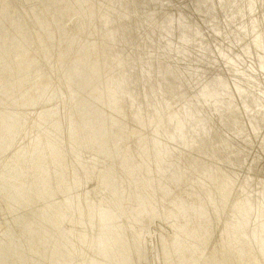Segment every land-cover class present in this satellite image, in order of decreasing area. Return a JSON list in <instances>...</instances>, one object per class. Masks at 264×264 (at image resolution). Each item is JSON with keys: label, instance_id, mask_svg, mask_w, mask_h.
<instances>
[{"label": "bare ground", "instance_id": "obj_1", "mask_svg": "<svg viewBox=\"0 0 264 264\" xmlns=\"http://www.w3.org/2000/svg\"><path fill=\"white\" fill-rule=\"evenodd\" d=\"M40 1L47 9V13L42 11L44 9L42 6L40 9L32 7L38 20L34 21L28 17L30 21L28 29L31 34L24 35L27 27L17 29L9 24H13L14 20L19 18L18 13H26L28 6L23 4L27 5L25 0H0V70L6 69L20 75L21 72L14 70L13 64L14 58L16 61L20 60L19 65H23L25 71L22 68L21 70L24 73L29 72L30 75L23 73L11 83L24 87L23 92H27L28 97H38L36 98L38 101L27 99L25 109L18 110L20 124L19 128L13 131L9 129L5 113L11 111L17 101L7 105L0 99V264H159L161 255L164 259L160 264H172L171 245L166 242L167 238L161 233V238L157 240V235H153L156 230L150 228V225L157 223V210L160 215L162 211L173 210L169 223L172 224L171 226L174 225L172 218H175L177 213L170 206L176 207V194L179 195L177 201L182 203L179 204L181 209L189 212L187 215L189 229L181 233L177 230L174 233V236L180 235L178 240L181 245L177 248L172 247L171 251H175L174 255L178 253L181 256L178 258L179 264H264V242H255L247 234L248 231H256L255 226L252 225L253 217L246 223L248 217L255 215L254 210L249 211V201H252L253 195L251 184L264 188V47H262V40L253 38L256 39V44H261L258 45V51L251 53L247 49L244 52L245 57L237 60L243 68L239 69L236 75L239 78L236 97L233 98L230 94L218 98L217 103H214L215 113L219 114L220 118L226 110L232 111L231 118L227 117L225 134L238 140L236 143L238 148L227 147L231 150L230 154L236 157L237 165L228 164L226 160H220L219 157L208 158L207 155H205L207 157L199 155L201 153L195 149L199 144L195 139L188 143L181 142L183 144L180 146L174 143L169 144L172 141L167 142L166 136L169 139L173 133L165 135L159 131L156 115V117L147 115L143 118L137 115L141 100L135 92L139 89L128 75L134 76L139 68L128 70L126 66L111 72L110 78L113 83L117 80L122 84L120 93L123 96L118 105L120 113L114 115L115 109L111 106H105L102 110L104 112L106 109L111 110L108 129L112 132L113 141L124 145L125 153L121 150V152L116 151V154L123 153L131 158L128 161L125 158L126 163L125 165L121 163L120 170L131 168L128 165H134L136 171L127 170L131 176L139 178L135 183H140L147 189L157 187V207H152L149 211L151 213L147 215L148 211L145 208L136 207L132 201L124 199L123 207L128 208L124 210L126 215H122V219L120 217L111 219V223L102 225L103 222L101 223L99 216L104 221L105 215L94 213L98 209L97 201H100L99 207H103L104 210L107 203L118 208L116 193H119V189L114 187V184H110L108 176H102L107 180V185L101 184L103 171L99 172L98 163L96 165L92 163V155L86 151L84 157L90 163H82L80 172L73 168L74 171L69 179H60V182L65 183L64 190H46L49 193L42 194L43 189L46 188L41 185L45 183L46 177L40 171L44 169V166L48 168L49 164L44 155L31 146H34L35 141L41 137L48 140L51 136L50 140L55 146L54 153L58 151L59 157L62 155L72 162L75 152L78 155L83 154L79 151L80 148H77L82 145V143L77 144L80 130L64 125L65 121L72 119V106L69 105V101L58 103L49 94L63 84V82L58 83L57 79L60 80L66 67L69 68L72 62L80 57L81 52L77 49L79 41H82V46L91 44L93 40L91 33L97 32L99 24L104 26V20L109 17V14L105 12L108 7L114 10V3L106 2L108 7L99 10L101 0H36V4L39 5ZM224 1L229 2V10L232 15L234 14L235 30L239 34L251 28L244 18L250 16L253 25L264 18V0ZM96 18L99 20L98 25L95 23ZM230 20L232 22V19ZM115 27H119L118 24L110 26L107 37L115 32ZM16 35L24 37L26 45L33 40L31 45L33 47L30 48L25 60L23 54L27 47L18 50L21 53L9 57L13 49L17 50L20 47ZM96 39L93 40L94 43ZM40 41L43 42L41 46L38 44ZM228 44H233L232 38ZM112 61L108 60L107 63ZM42 65L44 67L51 65L52 68L39 77L42 70H45ZM26 77L29 83H21L27 79ZM8 79L6 74L3 81L6 83ZM51 80L54 81V85L50 90L48 86ZM155 80L156 78L145 83L149 92L154 91ZM63 81L73 92L74 100L72 101L75 103L76 110L82 111L85 115L94 116V107L97 108V105L89 97L94 95L93 92H88L83 84L73 89L64 78ZM99 91L101 94V89ZM245 91H250L248 93L253 98L250 102L251 107H248L245 101L239 100L245 97L247 94ZM7 93L9 90L0 86V97ZM22 95H24L22 90L16 93L18 99H23ZM154 96H157V93ZM156 99L154 98V106H156ZM62 103L64 104L58 111L57 106ZM173 104L176 102L169 105ZM144 105L145 108L150 104L145 102ZM78 119L81 121L82 115L78 116ZM83 120L82 126H88L89 122ZM58 121L64 133L56 129L55 124ZM92 121L94 122L95 119ZM105 122L106 120L98 122V126L105 127ZM149 122L152 123L148 125L146 135H142V131L138 129H143ZM170 122L173 130L178 129V120L171 119ZM21 126L24 129L20 128ZM83 131H85L84 128ZM87 133L83 132V135ZM149 134L153 138L152 142L145 137ZM10 137L13 139L11 142ZM131 138H135L136 142L133 143L134 139ZM81 141L79 139V142ZM151 145H155L156 150L151 149ZM192 148H194L193 152H191ZM159 150L164 157L161 156L157 161ZM35 158H38V161ZM105 158L99 162V165L104 166L107 160H111L117 167L120 165L118 158H108V156ZM148 162L153 164L150 167L156 165L159 169L157 177L154 171L148 174L144 172ZM73 166L79 167V163L74 162ZM174 168L181 170L179 177L182 180L176 181L167 177V171ZM196 177H200L201 180L194 179ZM164 181L167 182L168 187L171 184L169 187L171 192L178 191L182 185L188 187L189 184V189L185 192L180 190L172 198L168 196L171 192H168ZM221 193L226 197L225 199L219 195ZM206 197H210L218 204L220 210L218 215L213 213L212 207H209L205 216L202 215L204 211L202 199L206 200ZM177 212L179 214V211ZM243 212H246L245 216ZM261 212L262 210L259 211ZM192 213L199 214L201 217L195 218ZM239 218H242L244 224L236 226L234 223ZM179 223L174 226H179ZM238 245L243 248L240 249L241 253H245L243 258L238 255L240 253L237 249ZM224 248L227 250L236 248L238 252L228 254ZM198 250L200 252L197 254ZM166 251L167 256H165Z\"/></svg>", "mask_w": 264, "mask_h": 264}, {"label": "water", "instance_id": "obj_2", "mask_svg": "<svg viewBox=\"0 0 264 264\" xmlns=\"http://www.w3.org/2000/svg\"><path fill=\"white\" fill-rule=\"evenodd\" d=\"M25 2L27 5L25 3L23 4L28 6L26 13L22 10L23 14L17 12L19 18L15 19L13 24H9L14 25L17 29L19 27H27L24 35L31 34L30 29H28V24L30 23L28 17H31L34 21L38 20V17L35 16L31 8L35 7V9H40L42 6L45 9L41 1L39 5L36 4V0H25ZM106 2H113L114 10L106 6ZM228 4L229 2H225L224 0H101L99 2V10L108 7L105 13L109 14V17L104 20V26L102 24L98 25L99 20L96 18L95 23L98 25V30L96 33H91L90 35L93 40L97 38L95 43L91 40V44L88 43L89 45L84 44L82 46V41H79L77 49L81 52L80 57L76 58L69 68L66 67L62 78L60 80L57 79L58 83L63 82V84L57 86L54 92L49 94L58 103L63 101H65L64 103H68L69 101V105L72 106L71 118L74 120L65 121L64 125L71 128L76 127L80 130V136L77 135L79 136L77 137V144L82 143V145L80 147L77 146V148H80L79 151L83 154L78 155L75 152L72 157V162H70L69 159L64 158L62 155L59 157L58 151L54 153L55 146L50 140L52 138L51 136L48 137V140H44L43 137L36 140L35 145L31 146V148L43 154L49 164L48 168L44 166V169L40 171L46 177L45 183L41 185L43 188H46L43 189L42 194L49 193L46 190H64L65 183L60 182V179H69V176L74 171L73 168L78 169L80 172V165L82 163H90L84 157V153L87 151L88 154L92 155V163L94 165L98 163L97 168H99V172L103 171L101 184L104 183L107 185V180L102 178V176H108L110 178V184H114V187H118L119 189V193H116L119 202L118 208H114L107 203L105 211L103 207H99L100 201H97L96 205H98V209L94 213L96 214L98 212V214L102 213L105 215L104 221L99 216L101 223L103 222L102 225L110 222L111 219L121 218L122 215H126L124 210L128 208L126 206L123 207L124 199L132 201L136 207L145 208L148 211L146 213L147 215L151 213L149 211H151L152 207H157V187L155 189L152 187L147 189L141 186L140 183H135L139 178H134L128 173V170H137L134 168V165H128L131 168H126L123 171L120 170L122 164L125 165L126 163L125 158L128 161L130 157L123 153L116 154V151L121 152V150L125 153L124 145L122 146L121 143L114 142L112 132L108 129L111 110L107 111L106 109L105 112L107 113L102 110L105 109V106H111L115 109L113 111L114 115L120 113L118 111V105L123 96L120 93V86L122 84L117 80L113 83L110 74L115 69L126 66L128 70L131 68L134 70L139 68L134 73V76L128 75L134 85L139 89L138 92L134 91L141 100V107L138 114H136L140 115V118L146 117L147 115H156L159 131L165 135L173 133L169 139L166 136L167 142L172 141L169 144L174 143L180 146L183 144L181 142L188 143V141L191 142V140L195 139L199 144L195 148L201 153L199 155H203L204 157L208 156V158H211V156H214V158L219 157L220 160H226L228 164L237 165L236 157H233L234 154H230L231 150L227 147L233 146L234 148H238L236 147L238 140L225 134L227 117L231 118L232 111L226 110L225 114L222 113L223 116L220 118L219 114L216 115L215 113L214 103H217L218 98L230 94L233 95V98L236 97L239 82V78L236 75L239 73L238 70L243 68L237 60L245 57L244 52L247 49L251 53L258 51V45L261 44H256L257 41L253 38H260L262 40V47H264V18L260 19L259 22H255L254 25L250 16L244 18V21L248 22L251 28L239 34L235 30L236 26L233 22L234 14H231L232 12H230ZM44 9L42 11L44 13L46 11L47 13V9ZM230 19H232V22ZM37 23L40 24V22ZM112 24H118L119 27H115V32L107 37V31ZM231 38L233 39V44H228ZM16 39L19 41L20 47L17 50L13 49L9 57L21 53L18 50L27 47L26 52L23 54L25 60L30 48L33 47L31 46L33 40L29 45H26L24 37L21 35H16ZM84 39L86 40V38ZM38 44L41 46L43 42L40 41ZM108 60L113 61L107 63ZM20 62V60L16 61L14 58L13 64L15 69H13L19 70L21 72L20 75L13 73V71L9 72L6 69L0 70V86L1 88L4 87L9 90V93L1 95V101L7 105H9L8 103L17 101L14 108L5 113L7 115L6 120H8L9 129L12 131L19 128L20 117L18 110L25 109L26 106L24 105H26L27 99L38 101V97L36 96L28 97L27 92H23L24 87H19L18 84L13 85L11 83L13 79H18L25 71L23 65H19ZM106 63L109 65L108 69ZM42 68L45 70H42L43 72L39 77L46 74L49 68L52 67L51 65L47 67L42 65ZM6 74L9 79L5 83L3 79ZM11 74L12 76H10ZM24 74L27 76L30 75L29 72H25ZM51 76L53 78L52 74ZM63 78L73 89L83 84L88 92H93L95 96L89 97L97 105V108L94 107L93 111L95 117L88 114L85 115L78 109L76 110L75 103L72 101V99L74 100L73 92L64 84ZM154 78H156V82L153 83L155 89L153 92H149V88L145 83H149ZM21 83H29V79L27 78ZM6 85L9 86L6 87ZM53 85L54 81L51 80L48 88L51 90ZM20 90L24 94L21 96L23 99L16 97V93ZM248 92L244 98H240L239 100L240 102L245 101V104L251 107L250 102L253 101V98ZM156 93L157 96H154ZM154 98H157L156 106H154ZM145 102L150 104L149 107L144 108ZM174 102L176 104L169 105ZM64 103L58 104V111H60ZM81 115L82 119L79 121L78 116ZM83 119L89 122L88 126H82ZM94 119L95 121L93 122L92 120ZM171 119L179 121L178 129L173 130L170 127ZM104 120H106L105 127L100 128L98 122L100 123ZM151 123L149 122L143 129H138L142 131V135H146L147 127ZM55 127L58 131L62 132L59 121L55 124ZM20 128L24 129L22 126ZM83 128L85 131H83ZM83 132L88 133L87 135H83ZM80 137H84L85 139L83 140ZM145 137L151 139V142L153 141L151 134ZM79 139L82 141L79 142ZM131 139H134L133 143L136 142L135 138ZM9 140L11 142L13 140L12 137ZM151 147V149L156 150L155 145H151ZM193 149H191V152L194 151ZM160 153L162 151L159 150L157 152V161L161 156L164 157ZM77 156L78 158H76ZM103 156L118 158L120 165L117 167L111 160H107L104 166L99 165L101 160L106 159ZM35 159L38 161V158ZM74 162H78L79 167L73 166ZM152 165L151 162H148V165L146 164L144 167V172L148 174L154 171V175L157 177L159 169L156 168V165L155 167H150ZM180 171L179 168L169 169L167 171V177L171 180H182L179 177ZM159 173L162 176V172L160 171ZM97 178L99 180L100 177L98 176ZM197 178L201 180L200 177L194 179ZM164 185L168 192H171L169 189L171 184L168 187L167 182L164 181ZM251 186L253 188L251 194L253 195L252 201H249V211L254 210L255 215L251 214L252 216L248 217L246 223L247 221H251V217H253L252 225L255 226L256 231L251 230L247 234L251 240L262 243L264 242V188L253 183ZM187 189H189V184L188 187L187 185H182L178 191H172L168 196L173 198L180 190L185 192ZM176 195V207L174 205L169 206L177 213V216L172 218L173 224L178 225L180 222L179 226H171L172 224L169 223V217L171 218L170 214L173 210L162 211L161 215L157 210V223L150 225V228L156 230L153 235H157V240L161 238L160 233L167 238L166 242L171 245V250L172 247L174 248L175 246L177 248L181 245L178 240L180 235L174 236V233L177 230L178 233H181L183 230L185 232L189 229L187 228V224H189L187 215H189V212L181 209L179 204L182 203L177 201L179 195ZM219 195H222L224 199L226 198L223 193ZM202 200V207L204 208L202 215L205 216L207 214L209 207L214 209L213 213L215 215L219 214L218 204L214 200L210 197ZM160 202L163 204L162 200ZM260 210H262L261 213H259ZM177 211H179V214ZM192 215L195 218L201 217L196 213H192ZM243 215L245 216L246 212H243ZM131 219L129 220L131 221ZM177 219L178 222H176ZM234 224L239 226V224L243 225L244 222L242 218H239ZM232 249L227 250V248H224V251L226 253L228 252V254H236L238 250L240 251L243 248L238 245V250L236 248ZM171 250L172 264H179L178 258L181 256L178 253L174 255L175 251ZM199 252L200 250L197 251V254ZM167 253L166 251L165 256H167ZM238 255H240V258H243L245 253H241L240 251ZM161 257L164 259L163 255ZM162 259L159 258V264Z\"/></svg>", "mask_w": 264, "mask_h": 264}]
</instances>
